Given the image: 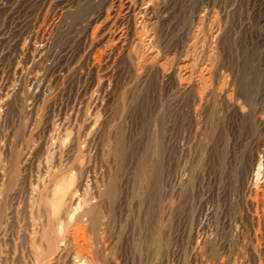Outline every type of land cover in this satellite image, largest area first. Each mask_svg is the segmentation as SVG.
<instances>
[{
	"label": "rangeland",
	"instance_id": "obj_1",
	"mask_svg": "<svg viewBox=\"0 0 264 264\" xmlns=\"http://www.w3.org/2000/svg\"><path fill=\"white\" fill-rule=\"evenodd\" d=\"M0 264H264V0H0Z\"/></svg>",
	"mask_w": 264,
	"mask_h": 264
}]
</instances>
